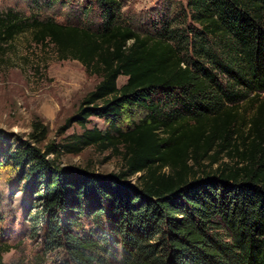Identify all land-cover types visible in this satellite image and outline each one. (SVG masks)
<instances>
[{
  "label": "trees",
  "instance_id": "16d2710c",
  "mask_svg": "<svg viewBox=\"0 0 264 264\" xmlns=\"http://www.w3.org/2000/svg\"><path fill=\"white\" fill-rule=\"evenodd\" d=\"M34 1L64 6V20L0 13V44L29 30L100 76L61 127L81 132L2 152L26 212L39 200L27 219L42 223L43 250L63 249L65 264H264V0H159L140 12L127 0ZM246 101H260L247 131L236 115ZM90 116L106 127H86ZM32 126L40 142L46 127ZM87 146L120 153L124 170L55 161ZM221 152L227 161L202 168Z\"/></svg>",
  "mask_w": 264,
  "mask_h": 264
},
{
  "label": "rangeland",
  "instance_id": "374dc122",
  "mask_svg": "<svg viewBox=\"0 0 264 264\" xmlns=\"http://www.w3.org/2000/svg\"><path fill=\"white\" fill-rule=\"evenodd\" d=\"M159 0H127L125 8L136 12L145 11ZM185 3V0H176ZM34 0H0V13L16 12L21 18L54 17L64 20L65 7H47L44 2ZM100 76L89 73L77 60H60L53 44H37L29 30L15 35L0 44V245L8 243L10 249L2 253L4 264H65V252L61 248L43 250L44 228L42 223L33 224L27 217L40 209L39 200L33 199L26 212V201L21 189L23 181L17 179L19 168L2 154L3 150L23 142L44 151L48 143L58 144L73 132H81L78 124L61 129L65 120L76 113L82 98L91 91ZM125 76L117 78L120 86ZM264 97V93L260 96ZM260 101L240 102L237 105V123L245 131L259 109ZM264 117V112H263ZM39 121L47 133L40 142L33 141V122ZM129 124L128 118L123 125ZM86 127H106L103 119L90 116ZM48 158H54L49 154ZM228 160L225 152L219 153L216 162L211 158L202 160L205 170H212ZM55 161L61 166L87 168L98 174L117 173L124 170L122 155L114 150H99L87 146L77 154L61 153ZM212 163V164H211ZM139 173L129 177L136 183ZM35 226L34 229L32 228Z\"/></svg>",
  "mask_w": 264,
  "mask_h": 264
}]
</instances>
